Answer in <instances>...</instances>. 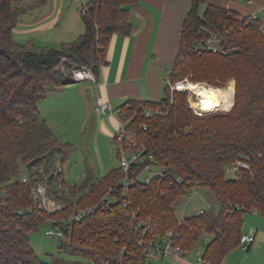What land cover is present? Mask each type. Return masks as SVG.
Instances as JSON below:
<instances>
[{"label":"trees","instance_id":"16d2710c","mask_svg":"<svg viewBox=\"0 0 264 264\" xmlns=\"http://www.w3.org/2000/svg\"><path fill=\"white\" fill-rule=\"evenodd\" d=\"M28 1L0 0V264H140L137 226L143 220L150 221L149 237L163 238L172 230L174 243L185 252L211 234L203 257L220 264L241 245L245 213L256 210L264 217V17L254 21L215 3L201 16L203 0H192L168 80L175 84L191 76V82L220 84L234 78V106L199 115L188 102V91H173L169 82L160 101L127 100L119 117L128 134L136 133L145 154L162 167V175L149 183L140 179L150 163L147 157L133 164L134 183L125 191L120 166L97 179L88 170L81 184L68 185L63 164L72 145L54 133L38 105L49 90L74 81L56 69L63 57L99 74L108 63L113 35L132 33L130 6L138 0H90L81 10L85 31L57 47L16 40L22 17L45 2ZM210 33L220 35L222 50H196L197 42ZM158 107L160 113L146 118L145 108ZM236 166L234 174L228 172ZM24 173L30 175L27 182ZM45 174L51 175L48 194L65 204L51 214L39 207L31 190ZM197 185L216 197V216L206 210L179 220L177 207ZM110 192L116 200L75 220L65 235L69 242L60 245L61 251L82 259L39 258L29 240L31 231L50 217L96 206Z\"/></svg>","mask_w":264,"mask_h":264},{"label":"crops","instance_id":"0c3cea01","mask_svg":"<svg viewBox=\"0 0 264 264\" xmlns=\"http://www.w3.org/2000/svg\"><path fill=\"white\" fill-rule=\"evenodd\" d=\"M89 1L84 0V3ZM191 4L192 0H138L131 4L133 31L130 35H113L108 63L100 67L96 81H72L49 90L43 98H66L83 114L80 143L87 162L84 176L89 170L95 179L102 178L118 166L116 133L121 122L118 110L122 104L129 99L160 101L166 96V83L178 54L182 25ZM227 7L242 15L264 14V0H229ZM84 31L78 1L45 0L22 17L15 27V38L18 42L32 41L39 47H57L76 40ZM99 98L110 100L113 111L98 112L96 102ZM39 111L47 121L40 108ZM108 146H112L111 151L117 154L115 165L104 158V148ZM258 232H246L255 236L249 249L257 242ZM171 262L198 264L188 258L186 252L185 258L172 257ZM220 264L229 263L223 259Z\"/></svg>","mask_w":264,"mask_h":264},{"label":"rangeland","instance_id":"374dc122","mask_svg":"<svg viewBox=\"0 0 264 264\" xmlns=\"http://www.w3.org/2000/svg\"><path fill=\"white\" fill-rule=\"evenodd\" d=\"M188 2L190 0H187ZM244 0H241V2ZM209 3H215L218 5L229 6V0H203L200 4L199 14L202 16L207 8ZM190 4V3H189ZM188 4V6H189ZM257 15L264 16L263 13H255ZM72 63L66 57L62 58L60 65H64L66 67ZM58 67V66H57ZM191 77V76H190ZM190 77H186L191 79ZM183 80V79H182ZM75 82V81H74ZM201 85L209 88H221L226 90L224 98L221 99V103L215 110L205 111L201 108L202 111L195 110L197 114L203 115L216 111H230L235 103V93H236V80L234 78H230L220 84H215L210 81H201L198 82ZM186 91V90H184ZM194 94H193V93ZM188 91V102L190 106H194V103L197 101V96L194 90ZM193 104V105H192ZM75 105L71 103L66 98H57L52 97L50 99H43L39 101V108L42 111V114L46 116L48 124L52 127L54 133L65 142H69L72 145V152L68 158V160L63 164V176L65 178V182L68 185L81 184L86 177L84 176L86 172L87 162L84 150L80 143V139L82 137V118L83 114L77 111ZM137 142V141H136ZM139 144V143H138ZM109 147V148H108ZM107 149L104 148L105 154L104 158L109 161V164L115 165L117 163V154L111 151L112 146H108ZM86 148V147H85ZM102 155V154H101ZM102 163V160H100ZM112 167V166H111ZM161 170V167L152 162L149 168H146L140 175V178L144 179L150 174V171H153L156 174ZM237 171V168H232L228 171L233 174ZM56 176V172L53 173ZM51 176V175H50ZM49 175L45 174L43 176V180L40 182L45 185L48 189V178ZM62 177L60 176L59 180ZM58 183V182H57ZM57 183H55V188H58ZM60 191V189H58ZM196 193L192 196L187 197L186 201L181 203L177 207V217L181 220L185 216H189L192 213L197 212L200 208H206L210 215L214 218L218 212L219 204L216 197L213 195L212 191L207 188H196ZM210 205V206H208ZM76 210V209H75ZM74 210V211H75ZM71 212L69 214L74 213ZM51 214V212H48ZM64 217V216H63ZM53 218V217H50ZM49 218V219H50ZM55 218V217H54ZM48 219V220H49ZM51 227L49 221L44 222L40 225V227L36 230H33L29 234V240L38 254L39 258L43 261H52L54 258H64L66 260H80L82 257L79 254H71L66 251L60 250V245L62 241L69 242L70 237H60L56 235L49 236L46 234V231ZM258 232V240L252 246L251 249L247 250L243 248L242 245L231 250L225 256L224 260H228L229 264H264V217L258 213L256 210L251 212H247L244 215V226L243 231L246 232ZM211 234L206 233L203 238L198 242V244L192 248L191 250L186 252V256L193 261L198 263V251L203 255L208 241L211 239ZM151 262L153 264H171L170 258H152Z\"/></svg>","mask_w":264,"mask_h":264},{"label":"built area","instance_id":"2783aa9c","mask_svg":"<svg viewBox=\"0 0 264 264\" xmlns=\"http://www.w3.org/2000/svg\"><path fill=\"white\" fill-rule=\"evenodd\" d=\"M76 1L80 3L82 11H85L87 9L84 0H76ZM250 16H251V20L254 21L259 17L257 14H252ZM220 42H221L220 35L210 33L204 39L199 40L195 45V48L196 50H212L214 52H219L222 50L220 46ZM56 69L61 70L65 76L71 77L76 82L86 81V80L96 81V75L92 70V68L90 67L79 66L76 63L72 62L69 64L68 67L64 65H60ZM187 81H190L189 78H185L183 80L176 82L175 84H171L170 81L167 80V82L170 83L173 91L174 90L191 91L185 87L179 88L180 82L184 83ZM192 107L197 111L199 110V108H197L195 105ZM96 108L98 112L104 114L113 111L111 101L105 100L103 98H99L97 100ZM160 111L161 110L159 107L144 109L146 118H150L151 116L160 113ZM200 111L202 110H199V112ZM143 128L147 129V123H143ZM135 136L136 133L134 131L130 134L127 133L126 124L121 120L118 131L116 133V143L118 147V159H119L118 166H120L123 170V177L121 183L123 184L122 190L125 191H128L129 187L134 183V181L131 179V168L134 163L144 162L148 157L150 163L146 166V168H149L150 164L152 162H155L153 155L145 154V150H146L145 146L138 144L136 142ZM243 166L247 167L248 165L243 164ZM235 168H237V166ZM160 175H162V169L158 171L156 174H154L153 171H150V174L147 177H145L144 179L142 178L140 179L149 183L153 177ZM29 179H30V175L28 173H24L22 175L23 181L27 182L29 181ZM196 188H198V185L192 186L191 189L188 191L187 194L188 199L190 196L196 193L195 190ZM31 190L34 200L36 201V203L39 205L40 208L48 212L54 213L63 210V208L65 207L64 203H61L50 197V195L48 194V190L43 183L38 182L35 186L32 187ZM114 200H116V198L112 194V192H110L105 196L104 200H102L96 206H87L85 208L80 207L76 209L73 214H68L67 216L61 217L59 219L50 218L48 221L50 222L51 227L46 231V234L49 236L56 235L60 237H65L67 230L69 229V227L72 226L75 220H79L85 214L95 211V209L98 208L99 206L103 208H108L110 206V203L113 202ZM128 205H129L128 202L124 203V206H128ZM205 211L206 208H200L197 212L204 213ZM150 228H151L150 221L147 220H143L142 223H139V225L137 226V231L139 233L137 245L142 250V261L140 264H153L151 260L154 257L160 259H164L166 257L170 259L172 257L185 258V251L182 245L179 243H174L173 241L174 233L172 230H168L166 236L163 238H151L148 236ZM254 241H255L254 235L243 233L240 242L243 248L248 250V247ZM197 253L199 255L198 264H214L213 262L205 259L199 251Z\"/></svg>","mask_w":264,"mask_h":264},{"label":"bare ground","instance_id":"6f19581e","mask_svg":"<svg viewBox=\"0 0 264 264\" xmlns=\"http://www.w3.org/2000/svg\"><path fill=\"white\" fill-rule=\"evenodd\" d=\"M187 88L189 90H194L198 99L194 105L197 108H201L205 111H212L218 108L221 103V99L224 98L226 90L219 88H209L201 85V83H195L187 81L184 83H179V88ZM223 100V99H222ZM199 109V110H201Z\"/></svg>","mask_w":264,"mask_h":264}]
</instances>
